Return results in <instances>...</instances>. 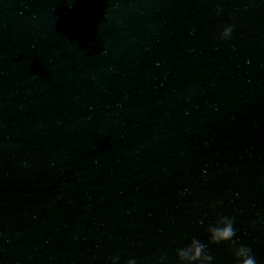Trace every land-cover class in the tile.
<instances>
[{"label":"water","instance_id":"95a60500","mask_svg":"<svg viewBox=\"0 0 264 264\" xmlns=\"http://www.w3.org/2000/svg\"><path fill=\"white\" fill-rule=\"evenodd\" d=\"M191 238L264 264V0H0V264H176Z\"/></svg>","mask_w":264,"mask_h":264},{"label":"clouds","instance_id":"9594fccd","mask_svg":"<svg viewBox=\"0 0 264 264\" xmlns=\"http://www.w3.org/2000/svg\"><path fill=\"white\" fill-rule=\"evenodd\" d=\"M230 30V25L223 27L216 36V39L219 41L229 39ZM232 225L233 219L230 216H222L209 223L204 229L208 243L216 244L227 241L231 246L234 243L232 238L235 233V229ZM174 255L176 264H210L212 259L211 256L205 252L204 244L196 238L189 239L186 245L177 248ZM231 255L234 264H256L255 258L245 245H237L232 248ZM117 259V256H112V264H115ZM157 259L159 261L162 260L163 257L161 256ZM125 264H135V260L130 258L125 261Z\"/></svg>","mask_w":264,"mask_h":264}]
</instances>
